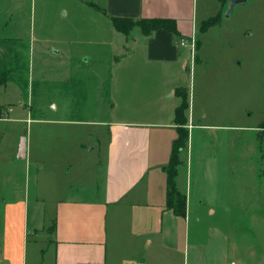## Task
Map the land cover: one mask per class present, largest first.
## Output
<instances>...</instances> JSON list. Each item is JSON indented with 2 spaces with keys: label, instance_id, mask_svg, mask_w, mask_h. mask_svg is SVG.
Masks as SVG:
<instances>
[{
  "label": "crops",
  "instance_id": "crops-1",
  "mask_svg": "<svg viewBox=\"0 0 264 264\" xmlns=\"http://www.w3.org/2000/svg\"><path fill=\"white\" fill-rule=\"evenodd\" d=\"M4 1L16 11L19 1L23 9L22 0ZM213 2L206 16L220 14ZM41 5L50 7L45 0ZM56 6L63 17L71 14L69 26L61 37L42 36L39 48L29 42L28 56L36 53L39 84L56 87L61 100H47L45 108L39 101L33 113L31 64L25 88L13 69H4L16 105L0 109V145L10 137L13 146L0 151L6 158L0 162V264H264V112L254 125H241L240 84L230 68L213 71L204 82L211 96L195 110L187 47L200 31L197 0ZM111 18L172 21L174 29L144 34L133 25L125 35ZM82 19L88 27L78 31ZM181 40L188 43L180 46ZM82 41L94 55L80 52ZM21 42L13 36L14 49ZM14 53L10 47L6 57ZM90 59L97 104L88 116L69 114L64 90ZM184 94L188 139L175 187L185 210L178 216L166 204L165 168ZM214 97L215 110L209 107ZM50 107L63 113L50 115Z\"/></svg>",
  "mask_w": 264,
  "mask_h": 264
},
{
  "label": "rangeland",
  "instance_id": "rangeland-1",
  "mask_svg": "<svg viewBox=\"0 0 264 264\" xmlns=\"http://www.w3.org/2000/svg\"><path fill=\"white\" fill-rule=\"evenodd\" d=\"M45 1L50 3V7L46 5L45 9H42V0H34L32 8H30V0H22L23 9L19 6L20 2L17 1L16 11L9 2L0 0V45L6 51L8 50L7 52H3L2 57H0V69L2 70H0V73L5 72L4 69L7 72L13 69L14 77L25 88L28 76V64H31L29 75L34 80L32 92L33 113L41 107L45 108L43 106L47 100L53 99V103L57 104L61 100L60 93L62 92H59L56 87L52 88V85L39 84L41 80L37 74L38 58L36 57V53L32 52L29 58L28 44L30 42L32 46V43H34L39 48L40 43H42V36H46L47 40L63 36L61 31L69 26L72 17L71 14L69 15V12L66 17L58 13L56 3H62L63 0ZM229 2L230 0H215L216 6L219 9L218 13H220L218 15V23L208 29L205 34L198 31L196 37H194L197 45L193 49V63L189 69L191 74L188 78V87L191 90L192 97H194L196 110L199 101H201L200 107L202 103L206 105L207 97L211 96V92L210 96H205V93L208 94L209 90L204 82L212 80L214 76L213 71H222L223 68L234 69V75L239 79L240 84L239 108L242 113L241 125H248L247 127H249L254 125L255 121L264 112V0H245V2L238 3L234 6L230 15L225 17ZM197 6L199 12L198 27L204 20L213 17L217 13L206 16L207 12L209 13L213 10V0H197ZM15 15H17V25L14 27L11 20L15 18ZM77 17L85 18L82 15H78ZM76 27L78 31H83L88 25L84 24L82 19V23H77ZM17 34L21 35L23 42H21V45L16 44L14 49L12 39ZM86 34L81 33L80 35L84 36ZM10 47H13L16 53H14L12 58L9 55L7 58L6 54H9ZM78 49L81 53L84 52L92 55L95 53V49L87 41H82ZM187 49L190 51V45ZM200 52L202 54H199ZM190 59L191 54L189 53ZM198 60L200 62L197 63ZM93 62V59H90L87 64H84L83 67L85 69L80 71V76H72V80L73 78L75 79L74 85L70 80L68 82V90H64L68 96L66 100L69 101L68 104L70 105L69 112L67 111L69 114L88 116L92 114L97 104L94 97L96 96L94 79L89 70H87L88 67H92ZM12 87L10 81L0 86V109L3 106L14 108L16 105L13 101L14 93H12ZM212 91L217 92L215 89H212ZM39 101L41 107L37 105ZM217 104L218 99L214 97V101L209 103V107L215 110ZM49 109L50 111L47 110L46 112L50 115L63 113L61 110L54 111L52 107ZM207 120L214 124L221 123L216 122L217 120L212 118ZM3 140L4 142L0 145V151L3 149L5 153L10 152L13 149L11 144L12 138L5 137ZM1 155L3 154L0 152V162H4L6 158ZM184 176L185 172L182 173L183 180ZM194 177L196 175L192 177V181ZM247 224V221H245L244 226Z\"/></svg>",
  "mask_w": 264,
  "mask_h": 264
},
{
  "label": "trees",
  "instance_id": "trees-1",
  "mask_svg": "<svg viewBox=\"0 0 264 264\" xmlns=\"http://www.w3.org/2000/svg\"><path fill=\"white\" fill-rule=\"evenodd\" d=\"M110 20L113 24L114 29L125 35L128 33L130 27H132L133 25H137L141 27L142 32L144 34H149L150 32L160 28L170 29L171 31H173L174 29L172 21L159 20V19L138 21V22H133L127 19H120V18H111ZM218 21L219 19L217 15L202 22L200 26V32L202 33L205 32L209 27L216 25ZM196 45L197 42L195 43V46ZM6 80H7V73L6 72L0 73V86L5 84ZM187 106H188L187 97L186 94H184V96H182V103L175 112V120L176 123L180 126V128L178 129L177 132L178 133L177 138L172 144L169 163L165 168L167 175L166 204L168 208H171L174 211V213L178 216H184V210H185V197L176 190L175 178L177 174V167L180 165L179 154L185 147L188 139V132L185 128L182 127L186 123L184 112L187 109Z\"/></svg>",
  "mask_w": 264,
  "mask_h": 264
},
{
  "label": "water",
  "instance_id": "water-1",
  "mask_svg": "<svg viewBox=\"0 0 264 264\" xmlns=\"http://www.w3.org/2000/svg\"><path fill=\"white\" fill-rule=\"evenodd\" d=\"M245 2V0H230L226 13H225V17H228L231 13V11L233 10L234 6L238 3H242ZM20 152H21V157H23V152H24V138H22L21 140V145H20Z\"/></svg>",
  "mask_w": 264,
  "mask_h": 264
},
{
  "label": "built area",
  "instance_id": "built-area-1",
  "mask_svg": "<svg viewBox=\"0 0 264 264\" xmlns=\"http://www.w3.org/2000/svg\"><path fill=\"white\" fill-rule=\"evenodd\" d=\"M189 42V45H190V54H191V59L189 60V65H190V67L192 66V63H193V49L196 47L195 46V43H196V41H195V39H194V37H191V39L188 41ZM187 41H184V40H181L180 41V46H185L186 45V43H188Z\"/></svg>",
  "mask_w": 264,
  "mask_h": 264
}]
</instances>
